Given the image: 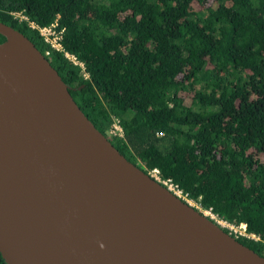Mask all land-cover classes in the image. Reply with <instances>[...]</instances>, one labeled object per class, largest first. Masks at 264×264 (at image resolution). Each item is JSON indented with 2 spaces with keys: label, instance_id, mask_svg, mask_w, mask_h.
Segmentation results:
<instances>
[{
  "label": "trees",
  "instance_id": "trees-1",
  "mask_svg": "<svg viewBox=\"0 0 264 264\" xmlns=\"http://www.w3.org/2000/svg\"><path fill=\"white\" fill-rule=\"evenodd\" d=\"M53 20L82 68L44 57L93 126L145 173L244 223L255 239H235L264 257V0H0V22L41 54L28 23Z\"/></svg>",
  "mask_w": 264,
  "mask_h": 264
},
{
  "label": "water",
  "instance_id": "water-1",
  "mask_svg": "<svg viewBox=\"0 0 264 264\" xmlns=\"http://www.w3.org/2000/svg\"><path fill=\"white\" fill-rule=\"evenodd\" d=\"M0 35L5 264H264L121 155L27 37Z\"/></svg>",
  "mask_w": 264,
  "mask_h": 264
},
{
  "label": "built area",
  "instance_id": "built-area-1",
  "mask_svg": "<svg viewBox=\"0 0 264 264\" xmlns=\"http://www.w3.org/2000/svg\"><path fill=\"white\" fill-rule=\"evenodd\" d=\"M14 17H16L18 20L20 19H26L25 16H23L20 13H12ZM57 21L53 20L51 23L47 25H37L34 22H29L28 25L30 28L37 31L38 35L42 38V41L48 45L47 48L44 49V52L42 53L43 56L47 55L50 50L59 51L62 53L63 57L69 60L72 64H75L82 68V63L79 62L74 55L67 52L63 49L60 39H61V33L62 29H56ZM108 134L110 136H117L122 137V129L120 125L117 122L116 118H112V124L110 129L108 130ZM151 178H153L155 181L159 182L161 185L166 187L172 194L180 198L182 201L186 202L190 206H192L194 209H196L198 212L206 216L208 219H210L212 222H214L216 225H218L221 228H225L229 234H231L233 237L236 236H243L246 238H252L255 239L253 234H248L245 232V224L239 223L237 225H234L232 223H229L221 218H219L215 213H213L210 209V207L203 208L197 201H194L190 199L186 193H183L175 184L171 182L170 179H160L158 176V170L156 168H152L146 172Z\"/></svg>",
  "mask_w": 264,
  "mask_h": 264
}]
</instances>
